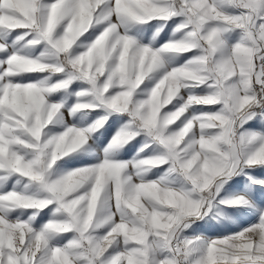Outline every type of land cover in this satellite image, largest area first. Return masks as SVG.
<instances>
[{
    "label": "snow or ice",
    "instance_id": "snow-or-ice-1",
    "mask_svg": "<svg viewBox=\"0 0 264 264\" xmlns=\"http://www.w3.org/2000/svg\"><path fill=\"white\" fill-rule=\"evenodd\" d=\"M255 169L264 0H0V264H264Z\"/></svg>",
    "mask_w": 264,
    "mask_h": 264
},
{
    "label": "rangeland",
    "instance_id": "rangeland-1",
    "mask_svg": "<svg viewBox=\"0 0 264 264\" xmlns=\"http://www.w3.org/2000/svg\"><path fill=\"white\" fill-rule=\"evenodd\" d=\"M161 35H163V33ZM138 147L139 144L136 141H132L130 144L125 145L124 149L120 151V157L122 159H130L136 153ZM239 178H241V176H234L232 180H230L228 184L225 185V188H228L230 184H234L236 180H239ZM260 178H264V177H260ZM229 191L233 194L231 188H229Z\"/></svg>",
    "mask_w": 264,
    "mask_h": 264
},
{
    "label": "crops",
    "instance_id": "crops-1",
    "mask_svg": "<svg viewBox=\"0 0 264 264\" xmlns=\"http://www.w3.org/2000/svg\"><path fill=\"white\" fill-rule=\"evenodd\" d=\"M252 171H253V175H259L260 172H264V169H255ZM230 185H232L231 189L233 191V194L235 192L242 191V190H244V188L247 187V178L244 176H241V178H239V180H236L234 184H230ZM229 193L232 194L230 191H229ZM250 211H252L250 208H245V212H250ZM230 215H232V214L230 213ZM239 215H242V214H239ZM234 218H235V216H233V219ZM225 222L231 223L230 220H226ZM212 223H218V221L213 220Z\"/></svg>",
    "mask_w": 264,
    "mask_h": 264
}]
</instances>
